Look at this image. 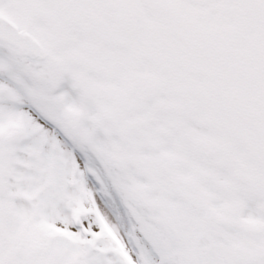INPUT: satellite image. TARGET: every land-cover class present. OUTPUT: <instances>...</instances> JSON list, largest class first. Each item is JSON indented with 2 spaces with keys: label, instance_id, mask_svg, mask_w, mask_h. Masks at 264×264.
I'll return each mask as SVG.
<instances>
[{
  "label": "snow or ice",
  "instance_id": "6c2138e0",
  "mask_svg": "<svg viewBox=\"0 0 264 264\" xmlns=\"http://www.w3.org/2000/svg\"><path fill=\"white\" fill-rule=\"evenodd\" d=\"M0 264H264V0H0Z\"/></svg>",
  "mask_w": 264,
  "mask_h": 264
}]
</instances>
